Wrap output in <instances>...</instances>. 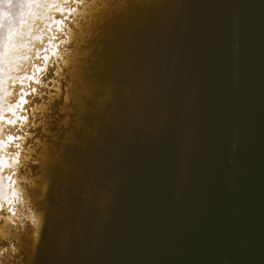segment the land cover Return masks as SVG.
<instances>
[{
  "label": "water",
  "instance_id": "obj_1",
  "mask_svg": "<svg viewBox=\"0 0 264 264\" xmlns=\"http://www.w3.org/2000/svg\"><path fill=\"white\" fill-rule=\"evenodd\" d=\"M103 1L19 168L33 253L11 227L3 264H264V0Z\"/></svg>",
  "mask_w": 264,
  "mask_h": 264
},
{
  "label": "bare ground",
  "instance_id": "obj_2",
  "mask_svg": "<svg viewBox=\"0 0 264 264\" xmlns=\"http://www.w3.org/2000/svg\"><path fill=\"white\" fill-rule=\"evenodd\" d=\"M14 2L0 0V219L3 222L0 238L12 236L13 231L20 229L16 234L27 233L31 254L41 212L36 213L34 199L26 193V184L20 182L19 176V168L25 166L34 152L35 145H30L28 140L34 131L30 129L42 123L36 116L47 112L50 103L60 96L59 82L65 74L69 80L65 83L64 103L71 99L75 102L73 82L75 76L82 81L81 58L90 49L79 50L81 38L88 35L90 23L105 9V3L103 0H22L26 5L24 14L13 17L7 5ZM71 41H75L72 49ZM49 86L54 89L51 91ZM65 109L59 107V111ZM42 158L46 160L45 155ZM36 184L31 181L28 185L35 188ZM46 185L47 181L40 185V195ZM28 224L30 234L26 230ZM7 256L0 254V264L6 262Z\"/></svg>",
  "mask_w": 264,
  "mask_h": 264
},
{
  "label": "clouds",
  "instance_id": "obj_3",
  "mask_svg": "<svg viewBox=\"0 0 264 264\" xmlns=\"http://www.w3.org/2000/svg\"><path fill=\"white\" fill-rule=\"evenodd\" d=\"M25 7L26 5L22 2V0H15L14 3H9L7 5V8L10 9L9 15L13 17L23 15ZM233 47H238V44H233ZM233 147H235V143L233 144Z\"/></svg>",
  "mask_w": 264,
  "mask_h": 264
},
{
  "label": "snow or ice",
  "instance_id": "obj_4",
  "mask_svg": "<svg viewBox=\"0 0 264 264\" xmlns=\"http://www.w3.org/2000/svg\"><path fill=\"white\" fill-rule=\"evenodd\" d=\"M37 83H39V81H37Z\"/></svg>",
  "mask_w": 264,
  "mask_h": 264
}]
</instances>
